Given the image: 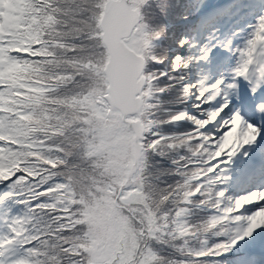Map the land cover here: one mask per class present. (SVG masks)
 <instances>
[{"label": "snow or ice", "instance_id": "obj_1", "mask_svg": "<svg viewBox=\"0 0 264 264\" xmlns=\"http://www.w3.org/2000/svg\"><path fill=\"white\" fill-rule=\"evenodd\" d=\"M0 264H264V0H0Z\"/></svg>", "mask_w": 264, "mask_h": 264}]
</instances>
